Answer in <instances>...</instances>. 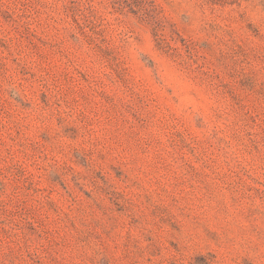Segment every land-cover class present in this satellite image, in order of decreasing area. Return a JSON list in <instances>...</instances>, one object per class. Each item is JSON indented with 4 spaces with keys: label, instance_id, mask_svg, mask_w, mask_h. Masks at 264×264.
<instances>
[{
    "label": "rangeland",
    "instance_id": "obj_1",
    "mask_svg": "<svg viewBox=\"0 0 264 264\" xmlns=\"http://www.w3.org/2000/svg\"><path fill=\"white\" fill-rule=\"evenodd\" d=\"M0 264H264V0H0Z\"/></svg>",
    "mask_w": 264,
    "mask_h": 264
}]
</instances>
